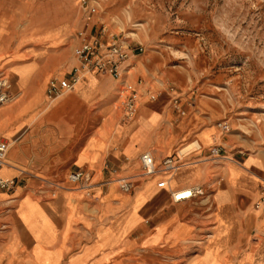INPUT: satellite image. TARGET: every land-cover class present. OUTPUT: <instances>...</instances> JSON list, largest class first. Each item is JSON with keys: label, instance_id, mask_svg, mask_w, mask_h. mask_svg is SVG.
Masks as SVG:
<instances>
[{"label": "crops", "instance_id": "crops-1", "mask_svg": "<svg viewBox=\"0 0 264 264\" xmlns=\"http://www.w3.org/2000/svg\"><path fill=\"white\" fill-rule=\"evenodd\" d=\"M134 59L128 56L127 73L135 67L141 72ZM34 65L28 80L11 83L8 92L20 94L0 108V141L6 143L0 177L16 180L11 192H0V264H115L139 251H181V244L207 228L206 240L189 242L200 247L187 263L264 264V219L251 217L250 210L259 186L264 187L262 180L235 162L227 174L221 164L216 175L207 172L204 161L215 143L204 145L201 137L206 130L216 131V111L201 105V112L187 110L184 115L181 106L172 105L166 112L153 100L138 107L130 120L113 123L107 118L119 82L83 73L39 112L48 80L36 78ZM76 65L70 59L64 77ZM123 80L136 90L144 84L129 82L126 75ZM182 143L196 148L181 156L174 174L193 164L195 170L175 179L173 174L148 180L129 172L138 170L141 153L148 152L157 163L175 156ZM251 159L246 169L261 165ZM75 170L87 172L89 181L68 184L66 177ZM117 175L132 182L129 192L118 189L113 181ZM162 179L166 186L156 188ZM190 186L201 187L205 196L170 201L168 191ZM248 221L252 229L245 241ZM246 243L240 251L237 246Z\"/></svg>", "mask_w": 264, "mask_h": 264}, {"label": "rangeland", "instance_id": "rangeland-1", "mask_svg": "<svg viewBox=\"0 0 264 264\" xmlns=\"http://www.w3.org/2000/svg\"><path fill=\"white\" fill-rule=\"evenodd\" d=\"M86 1L95 8L87 21L79 0H0V78L10 85L14 80H28L34 63L38 80L64 78L68 61L73 59L76 32L98 37L104 43L119 42L141 70L135 67L126 74L129 82H144L137 108L150 105L145 91L155 95L152 105L160 102L166 112L172 105L181 106L184 115L187 110L201 112V105L210 106L217 112L212 122L216 131H204L201 142L215 143L212 148L217 147L224 158L207 156V172L216 175V167L221 164L227 174L235 162L238 168L262 180L264 186V0ZM120 89L119 82L111 107L114 112L107 118L113 123L121 118ZM44 102H48L45 97ZM54 103H42L39 112ZM222 123L226 132L217 127ZM191 144L190 150L196 148L194 143H187L180 151ZM159 158L156 156V162ZM251 158L261 165L246 169ZM193 165L186 168L195 170ZM129 172L137 173V167ZM119 177L123 176L117 175L114 180ZM263 195L264 187L259 186L250 210ZM253 215L264 219L260 212ZM247 225L245 241L252 229L249 221ZM208 231L183 241L181 251H139L133 258L115 264H186L200 247L189 242H203ZM247 244L237 247L241 251Z\"/></svg>", "mask_w": 264, "mask_h": 264}, {"label": "built area", "instance_id": "built-area-1", "mask_svg": "<svg viewBox=\"0 0 264 264\" xmlns=\"http://www.w3.org/2000/svg\"><path fill=\"white\" fill-rule=\"evenodd\" d=\"M79 9L86 21L95 13L94 6L88 5L86 0H79ZM75 38L78 43L72 49V56L77 65L72 67L64 78L60 80H48L44 89V97L47 101H50L60 96L62 92L70 90L83 73L109 76L121 84V89L117 96L120 100L121 120H130L136 112L141 93L131 84L123 81L124 76L127 74L125 62L129 56L126 47L116 41L104 43L100 38L82 32H76ZM137 50L140 51L139 48ZM8 91V81L5 78H0V107L14 101L16 98V95L10 94ZM144 96L147 101L155 99V95L148 91L144 92ZM217 127L222 132L227 131V127L223 123L217 125ZM5 151L6 143L0 141V165L3 162ZM181 156L182 154L178 152L175 156L165 157L155 163L148 152H143L138 157L139 168L137 177L140 180H148L158 175L169 177L179 168ZM208 156L212 159L224 158L219 155L217 147L211 148ZM89 178L90 175L87 172L75 170L67 175L66 181L70 185H75L80 181L86 183L89 181ZM113 181L121 192L127 193L132 188V182L126 177H119ZM15 185V179L0 177V192H11ZM155 186L156 188H164L166 180L157 181ZM168 196L171 202L179 203L204 197L205 194L201 187L190 186L170 190L168 191ZM252 210L264 215V195L253 203Z\"/></svg>", "mask_w": 264, "mask_h": 264}, {"label": "bare ground", "instance_id": "bare-ground-1", "mask_svg": "<svg viewBox=\"0 0 264 264\" xmlns=\"http://www.w3.org/2000/svg\"><path fill=\"white\" fill-rule=\"evenodd\" d=\"M7 80V79H6ZM8 81V80H7ZM8 87H9V89H10V87H11V85L9 84V81H8ZM17 97V96H16ZM60 98V96H58V97H56V98H54V99H52V100H50V101H48V102H45L47 105H51L52 103H54L55 101H57L58 99ZM193 145L191 144V145H189V146H186L184 149H182V152L181 151H179V153L180 154H185V152H187L188 150H190V148L192 147ZM195 146V145H194ZM179 169H177L175 172H177ZM174 172V173H175ZM173 173V174H174ZM172 174V175H173Z\"/></svg>", "mask_w": 264, "mask_h": 264}]
</instances>
